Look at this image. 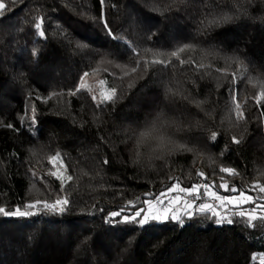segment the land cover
<instances>
[{"label": "trees", "instance_id": "trees-1", "mask_svg": "<svg viewBox=\"0 0 264 264\" xmlns=\"http://www.w3.org/2000/svg\"><path fill=\"white\" fill-rule=\"evenodd\" d=\"M0 2V207L53 203L57 153L73 178L63 213L0 214V264H261L259 219L229 212L233 224L217 225L200 213L182 227L107 219L129 201L140 207L170 177L187 187L197 171L217 179L232 167L230 186L264 184V99L254 101L264 91V0ZM232 73L244 120L229 95ZM82 77L90 92L69 95ZM112 87L115 103L97 108L91 97Z\"/></svg>", "mask_w": 264, "mask_h": 264}, {"label": "snow or ice", "instance_id": "snow-or-ice-1", "mask_svg": "<svg viewBox=\"0 0 264 264\" xmlns=\"http://www.w3.org/2000/svg\"><path fill=\"white\" fill-rule=\"evenodd\" d=\"M101 5H103L104 0H100ZM251 3V0H249ZM5 4L0 2V16L4 15ZM103 19V15L101 17ZM225 19H228L225 17ZM105 30L108 32L110 38H114L111 29L108 27V22L106 19L103 20ZM43 21L35 24V29L38 30L40 37L45 36V32L41 30ZM191 47L190 45H184L180 51ZM133 51L134 56H139L140 54ZM35 55V53H33ZM173 56H177L176 52L172 53ZM146 63L165 65V60H153ZM181 64L191 63L194 67H203V65H196L195 61H180ZM139 65V61H137ZM133 72L136 71L134 68ZM88 76V73H83V77ZM233 76V86L229 89L230 98L235 106V117L237 120H244L245 117L241 110V104L236 100L237 90L235 88V73ZM83 77L81 82L76 87L75 91H71L69 95H77L81 91L90 92L85 83H83ZM103 83V81H101ZM52 95H55L53 93ZM117 95V89L112 87L110 94L104 96L99 101L96 96H92V101L96 104L97 108L101 105L115 103ZM51 98V97H49ZM264 99V91H261L254 101L259 108L261 100ZM43 102V101H42ZM264 115V113H262ZM30 122L33 126L36 124L35 109H33V115L30 118ZM8 128L14 129V125H6ZM217 138L216 133H213L211 140L215 141ZM232 142L235 144H240L241 141L235 136L232 137ZM60 154L57 153L58 157ZM55 160L56 157H52ZM104 163L107 164L108 161L105 159ZM217 172L220 174L217 179H211L204 171H197V182H193L191 186H182L181 181L177 177H170L169 183L165 188L159 193H146L145 199L143 200L140 207H137L133 202L129 201L127 205L121 208V211H112L107 219V223L112 224L116 217H120L119 223H134L139 227L152 222L156 223H166L169 220L176 222L178 226H183L184 219H191L194 214H206L210 218H214V223L217 225H223L225 222L229 225L233 224V218H231L228 213L230 212L232 216L238 217L244 221L251 224L252 221L257 219L264 221V184L258 182L251 185H229V182L225 180V175L237 176L239 173L235 168L232 167H220ZM55 175V173H51ZM216 175V173H214ZM56 179L60 181V194L58 198L55 199L53 203H48L47 201L36 200L33 203H25L24 208L26 211H22L19 205L15 206L11 210H5V208L0 207V214L5 217H22L28 218L33 215H40L44 212L49 213H63L66 211L67 206L70 203V192H66V185L64 183V178L57 176ZM67 181H72V176L66 177ZM219 181V182H218ZM221 192L229 193V195H222ZM155 200L161 207V214L149 216L147 213L150 209L152 201ZM173 205L176 207L186 208L187 211L185 216L182 218L178 215H172L171 213L175 211ZM250 205L251 207H246ZM39 206V207H38ZM135 208V211L131 209ZM37 209V211H32ZM95 210V205H93ZM127 209V210H126ZM102 211V209H101ZM223 211L224 215L221 214ZM259 212V215L256 213ZM253 260L256 259L255 256L252 257ZM261 264H264V259L261 260Z\"/></svg>", "mask_w": 264, "mask_h": 264}, {"label": "rangeland", "instance_id": "rangeland-1", "mask_svg": "<svg viewBox=\"0 0 264 264\" xmlns=\"http://www.w3.org/2000/svg\"><path fill=\"white\" fill-rule=\"evenodd\" d=\"M56 157L55 160H52V163L54 165V172L56 174V176H60L62 178H64V181L67 180L66 177L69 176L67 169L65 168L63 161L61 160V158L58 156H54ZM222 195H227V194H222ZM173 208L175 209L174 212H172V215H179L180 212H182L183 210H186V208L183 207H176L175 205H173ZM149 216L151 215H159L161 214V207L160 205L153 200L152 204L150 206V209L147 213Z\"/></svg>", "mask_w": 264, "mask_h": 264}]
</instances>
